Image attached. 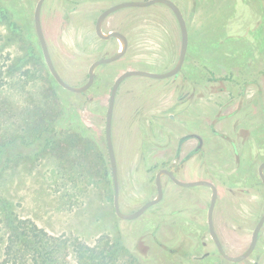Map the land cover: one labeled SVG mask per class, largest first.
Returning <instances> with one entry per match:
<instances>
[{
	"label": "rangeland",
	"instance_id": "1",
	"mask_svg": "<svg viewBox=\"0 0 264 264\" xmlns=\"http://www.w3.org/2000/svg\"><path fill=\"white\" fill-rule=\"evenodd\" d=\"M125 1L147 0L45 1L44 35L67 84L83 86L94 61L119 51L122 43L100 39L95 23L105 9ZM172 1L189 31L184 74L193 76L196 91L209 92L210 175L222 190L214 210L215 231L225 252L239 256L264 212V187L257 176L264 162V113L260 110L256 117L250 104L242 103L245 98L251 102L255 80L264 97V0ZM37 2L0 0V259L6 240L14 229L22 232L19 222L26 220L52 237L105 248V256L110 254L106 264H264V227L246 260L230 262L216 253L207 222L208 190L181 187L162 176L165 195L160 203L134 220H122L115 212L105 136L111 90L125 71L164 73L175 66L181 32L173 12L158 3L112 13L103 31L125 34L128 51L120 60L99 66L86 92L74 93L62 88L47 66L35 29ZM170 80L132 76L117 92L112 142L124 214L156 198L161 168H178L179 180H193L192 161L181 164L174 158L177 143L167 118L175 93L165 83ZM228 102L239 104L237 119H222ZM234 119L247 144L257 145L256 158H224L228 149L222 130L231 128L225 124ZM239 174L244 183L259 180L252 215L245 207L240 213L235 205ZM60 251L66 264H80L71 244ZM30 256L25 264H33Z\"/></svg>",
	"mask_w": 264,
	"mask_h": 264
},
{
	"label": "flooded vegetation",
	"instance_id": "2",
	"mask_svg": "<svg viewBox=\"0 0 264 264\" xmlns=\"http://www.w3.org/2000/svg\"><path fill=\"white\" fill-rule=\"evenodd\" d=\"M187 61L188 60L186 58L185 62ZM185 62L183 64L181 71L177 75L171 78H168V79H171L170 82H165L168 87L172 88L170 90L174 91L175 93L173 103L171 107H169V109L172 111V114H170L169 118H167L171 120L172 122V124L170 123L169 125V129H172L174 131V135H175L176 143H177L174 158L177 161L179 160V163L181 164L192 161L193 166L191 167V170H190V173L193 176L192 181H198V180L209 181V182H212L217 187L218 197H217L216 205H218L220 201V195L222 192L221 186L219 185L218 182L212 179L210 175L211 173L210 172V159H211L210 131L212 130V128H211V123H210L209 107H208L209 106V97H208L209 92L203 90L201 93L200 91L195 90L193 81L191 80L193 76L190 77L189 75L184 74ZM257 79H258V76H257ZM157 80L164 81L166 79H157ZM254 83H255V90L253 92L251 102L248 103L245 98L244 102L242 103L246 102L247 104H250L252 114L257 117L260 110L261 112L264 113V97L260 95L261 89L259 88V84H258L259 81L255 80ZM201 98L203 99L202 104H200V101H199ZM200 105H202V110L201 108H199ZM205 105H208L207 108H205ZM240 109L241 108L239 104H236L234 102L233 103L228 102V104L224 107L222 119L225 121L231 118L237 119L238 118L237 114L240 112ZM200 115H202V119L200 118ZM158 119L162 121V118H158ZM235 119H234V123L232 124L225 122L226 123L225 125L231 127V128L228 127L229 130L227 127L223 128L222 130V132L226 135V137L224 138V141H225V146L228 149V151L226 150L227 152H225V154L223 155L225 156L224 158H227L228 160L234 161V162H241L243 157H247V159L256 158L257 145L253 147L247 144L248 139H245L243 135L241 134L240 125L236 122ZM161 121H159L160 126L165 125L164 123H161ZM213 130L216 131L214 128ZM182 154H185L183 158L181 157ZM162 169H167L169 171H172L173 174L176 175L178 168H174V167L161 168L159 169V171ZM111 171H112V168H111ZM258 175H259V172L257 171V176ZM164 176L169 178L168 175H164ZM258 182H259L258 177H255L254 179L251 178L249 182L244 183L242 180V176L240 174L238 177L236 176L235 178L236 191L234 194L235 195V205L238 211H240V213L243 211L245 207L246 211L251 212L250 215L253 214L255 204L257 203L256 199L258 198L257 189H256ZM193 188L195 189L197 188L199 191L208 190L211 193V198H212V190L210 187L206 185L190 187V189H193ZM227 191L232 192L231 189ZM210 202H211V199H210ZM213 221H214V216H213ZM207 222H208V215H207ZM261 232L259 234V238L261 236ZM216 253L219 254L218 249Z\"/></svg>",
	"mask_w": 264,
	"mask_h": 264
},
{
	"label": "water",
	"instance_id": "3",
	"mask_svg": "<svg viewBox=\"0 0 264 264\" xmlns=\"http://www.w3.org/2000/svg\"><path fill=\"white\" fill-rule=\"evenodd\" d=\"M46 0H38L35 11H34V22H35V29L37 33V37L39 39V42L41 44V48L43 51V55L45 58V61L47 63V66L56 80V82L64 89L74 92V93H83L86 92L94 83L95 78H96V69L101 66V65H106V64H111L113 62H116L120 60L122 57L125 56V54L128 51L129 48V39L128 37L123 34L120 31H109L108 33H105L103 31V24L105 20L114 12L119 11L121 9L125 8H146L150 7L154 4H164L167 6L169 9L172 10L174 15L177 18V21L179 23L180 27V32H181V46H180V53L178 60L175 64V66L170 69L167 72L164 73H155V72H149V71H144V70H128L122 73L114 82L110 98H109V104H108V109H107V114H106V127H105V136H106V142H107V148H108V153H109V158H110V164L112 168V175H113V182H114V189H115V200H114V207H115V212L119 218L122 220H134L143 215L149 208L157 205L163 200L164 197V191H163V186H162V176L168 175L169 178L178 186L181 187H195V186H200V185H206L211 188L212 190V198L211 202L209 205L208 209V224H209V232L210 235L213 239V241L216 244V247L218 249L219 254L226 260L230 262H235L239 263L244 260H246L248 257L252 255L254 252L258 239H259V234L264 226V213L259 220L258 224L254 228L251 243L248 246V248L239 256H230L228 255L220 240L218 235L216 234L215 227H214V221H213V216H214V210L217 202V197H218V189L217 187L209 181H191V182H185L182 180H179L172 171H169L167 169H162L160 170L157 175H156V188H157V196L155 199L147 202L144 204L140 209L137 211L131 213V214H124L121 211L120 208V202H119V184H118V172H117V161H116V155L113 147V142H112V123H113V113H114V106H115V100L117 96L118 89L121 85V83L132 76H141V77H146V78H151V79H168L171 78L175 75H177L185 62L186 56H187V51H188V45H189V31L187 27V23L185 20V17L181 11V9L172 1V0H147V1H125L121 2L118 4H115L107 9H105L97 18L96 23H95V32L97 36L102 39V40H109L111 38H115L119 40L122 43L121 48L119 51L110 56V57H105V58H100L96 61H94L88 71V80L87 82L81 86V87H73L69 84H67L60 76L58 73L50 51L48 44L46 42V38L44 35L43 27H42V22H41V11L42 7L44 5ZM259 176L262 180V183L264 185V162H262L259 165L258 168Z\"/></svg>",
	"mask_w": 264,
	"mask_h": 264
},
{
	"label": "trees",
	"instance_id": "4",
	"mask_svg": "<svg viewBox=\"0 0 264 264\" xmlns=\"http://www.w3.org/2000/svg\"><path fill=\"white\" fill-rule=\"evenodd\" d=\"M19 223L23 226L18 228L23 231L14 229L13 234L6 240L0 264H25L28 255H31L29 261L33 264H66L60 249L64 251L70 244L75 247L80 264H106V260L110 258V254L105 256V248L96 250L77 238L52 237L30 221L20 220Z\"/></svg>",
	"mask_w": 264,
	"mask_h": 264
}]
</instances>
